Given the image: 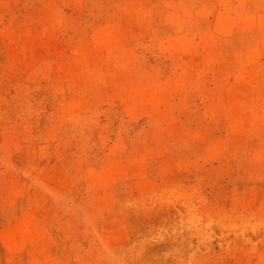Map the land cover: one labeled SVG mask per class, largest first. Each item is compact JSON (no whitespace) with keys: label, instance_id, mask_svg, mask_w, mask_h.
Here are the masks:
<instances>
[{"label":"rangeland","instance_id":"obj_1","mask_svg":"<svg viewBox=\"0 0 264 264\" xmlns=\"http://www.w3.org/2000/svg\"><path fill=\"white\" fill-rule=\"evenodd\" d=\"M0 264H264V0H0Z\"/></svg>","mask_w":264,"mask_h":264},{"label":"bare ground","instance_id":"obj_2","mask_svg":"<svg viewBox=\"0 0 264 264\" xmlns=\"http://www.w3.org/2000/svg\"><path fill=\"white\" fill-rule=\"evenodd\" d=\"M45 157H46V156H45ZM52 170H53V169H52ZM54 173H55V172H54ZM55 177H56V176H55ZM10 202H11V201H10ZM16 224H17V223H16ZM15 226H16V225H15ZM17 228H19V227L17 226ZM4 229H5V228H4ZM19 230H20V229H19ZM8 231H9V230H8ZM15 231H16V230H15ZM12 232H13V231H12ZM12 232H10V233H11L10 236L13 238L14 235L12 234ZM6 233H7V232H6ZM8 233H9V232H8ZM21 233H22V230H21ZM8 236H9V235H8ZM37 236H38V235H37ZM9 238H10V237H9ZM43 248H44V247H43Z\"/></svg>","mask_w":264,"mask_h":264}]
</instances>
